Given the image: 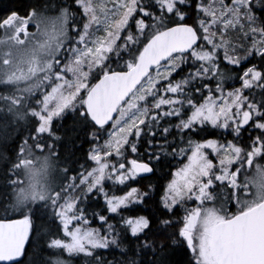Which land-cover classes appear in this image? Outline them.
<instances>
[{
  "label": "snow or ice",
  "instance_id": "1",
  "mask_svg": "<svg viewBox=\"0 0 264 264\" xmlns=\"http://www.w3.org/2000/svg\"><path fill=\"white\" fill-rule=\"evenodd\" d=\"M38 7L0 16L19 43L34 25L46 53L27 90L37 95H0V151L15 157L7 185L29 143L56 152L54 121L69 114L91 164L77 171L56 152L59 188L0 219V264H67L45 248L84 264H172L181 250L189 264H264V163L254 166L264 160V0H71L56 16ZM229 80L240 87L225 92ZM18 124L29 134L12 145ZM172 159L187 162L158 192L154 178ZM190 200L197 206L184 208ZM88 210L103 232L82 227ZM41 216L67 240L31 244Z\"/></svg>",
  "mask_w": 264,
  "mask_h": 264
},
{
  "label": "rangeland",
  "instance_id": "2",
  "mask_svg": "<svg viewBox=\"0 0 264 264\" xmlns=\"http://www.w3.org/2000/svg\"><path fill=\"white\" fill-rule=\"evenodd\" d=\"M98 2L105 3L106 0H98ZM38 6L44 7L43 9H37L38 14L41 10L49 16L59 14L60 9L55 5L48 7V4H39ZM28 28L29 35L24 45H19L18 42L9 43L12 42L10 40H4L0 43V95L9 94V96L23 97L27 100L29 94L32 96L38 94V89L32 90L31 93L27 90L34 89V82L42 75L40 65L44 62L46 53L38 48L39 43L43 39L41 33L37 32L32 24H29ZM41 28H43V25H41ZM69 35H72L71 30ZM5 59L8 60L7 64L3 63ZM30 60H33L34 63H29ZM0 109H3V111H0V116H5L7 109L3 101H0ZM33 149L30 144L26 146L24 163L19 166L21 178L19 180L20 186L15 191V202L22 209L32 206L33 201L37 199L45 198L46 200L49 195L59 188L63 180V168L57 164L55 158L47 155L49 150L43 153V150ZM34 151L42 154H34ZM209 158L213 160L214 164L218 162L212 155ZM186 162L185 160L183 163ZM183 163L180 167L183 166ZM256 163L254 162V166ZM240 178L243 179L242 176ZM252 191L255 194V190L253 189ZM197 204L198 202L195 200L184 202V206L188 209L196 207ZM231 205L233 204L230 203L228 205L229 212L235 210L234 206L230 209ZM82 227L87 228L89 226L83 225ZM61 239L67 240L63 236ZM57 251V253L65 255L62 259L67 261V264H70V259H75L79 256L70 255L62 250Z\"/></svg>",
  "mask_w": 264,
  "mask_h": 264
},
{
  "label": "trees",
  "instance_id": "3",
  "mask_svg": "<svg viewBox=\"0 0 264 264\" xmlns=\"http://www.w3.org/2000/svg\"><path fill=\"white\" fill-rule=\"evenodd\" d=\"M25 4L32 5H44L48 4L55 5L58 9H61L65 6H71V0H0V16L5 15L3 9H7L9 6L23 7ZM44 7L39 6L38 9H43ZM22 13H25L21 11ZM1 89V88H0ZM4 96L10 97L9 94H5ZM4 116V115H2ZM54 127L58 135L61 136V141L53 142L49 140V143H54V147L57 153L67 156L71 161V167L79 171V165L85 164L87 158V152L89 151L90 146L85 143V137L82 129L72 120L71 115L69 114L64 118L63 121H54ZM17 128L18 132L14 133L11 144L16 145L21 141L22 137H27L28 132L23 129L22 124H18ZM31 145V143H29ZM34 150V149H33ZM45 153L47 149L43 150ZM48 152V151H47ZM56 152L49 151V155L52 158H55V161L59 166L63 168L62 162L57 156ZM41 153V152H40ZM8 154V155H7ZM4 151H0V219L3 218H20L18 213L12 212L11 209H22L20 205H17L15 202V191L18 186H20V167L16 168L15 176L11 177L15 179L14 183L8 184L10 173L8 172V159H14V153L9 151L8 153ZM25 155V152H24ZM184 162V161H183ZM254 162L264 163V160L257 158ZM181 161L174 162V165L171 162L170 167H165L162 169L160 173L161 178H154V182L157 185V191H162L163 187L169 182L172 178L173 172L180 167ZM91 164L89 161L85 164V168ZM22 166V165H21ZM70 174H75L70 172ZM59 182V181H58ZM45 199V198H44ZM41 202V199H37L33 201V204H38ZM102 204V202H101ZM179 207V206H178ZM184 208H187L184 206ZM100 208H97L96 211H100ZM89 216L90 224L88 226L93 227L94 229H100L103 232L100 224L96 221L95 218L91 215V210H88L86 213ZM183 216V209L180 210V214L177 216V220H180ZM47 228L48 231L44 232V228ZM36 229H40V235L37 236ZM51 238H62V234L60 233L58 225L51 219L45 216H41L39 219L34 218L33 221V235L30 237V243L35 244L39 243L41 246H44L48 240ZM45 255L55 258L56 256L65 257L64 254L57 253V250L54 249H44ZM105 257L111 259V257L107 256V253H104ZM191 260V255H185L184 251L175 252L171 254L172 264H189ZM85 258L82 255L77 256L75 259H70V264H84Z\"/></svg>",
  "mask_w": 264,
  "mask_h": 264
},
{
  "label": "flooded vegetation",
  "instance_id": "4",
  "mask_svg": "<svg viewBox=\"0 0 264 264\" xmlns=\"http://www.w3.org/2000/svg\"><path fill=\"white\" fill-rule=\"evenodd\" d=\"M20 14L21 15H25V13H22V12ZM21 38L24 40V42L23 43H19L18 42V44L19 45H24L27 37L26 38L21 37ZM4 40H10V41H12V42H9V43H13V42L14 43H17V40L16 39L11 38V34L10 33H3L2 31H0V43L3 42ZM211 86H213V87L215 86V81H212L211 82ZM233 87H240V84L238 82L232 81V80H229V81H226L225 82V85H224L225 92L232 91L233 90ZM209 138H217V139H219L220 137L217 136V137H209ZM196 139L198 140L199 137H196ZM226 139H229L230 140L232 138L231 137H226ZM177 161H179V160H177V159H172L171 160V162H172L173 165H174V162L176 163Z\"/></svg>",
  "mask_w": 264,
  "mask_h": 264
}]
</instances>
